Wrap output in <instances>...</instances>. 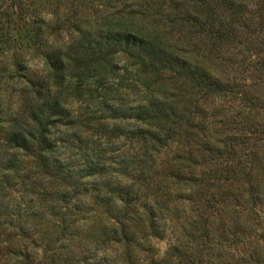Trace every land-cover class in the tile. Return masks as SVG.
Instances as JSON below:
<instances>
[{
    "label": "rangeland",
    "instance_id": "obj_1",
    "mask_svg": "<svg viewBox=\"0 0 264 264\" xmlns=\"http://www.w3.org/2000/svg\"><path fill=\"white\" fill-rule=\"evenodd\" d=\"M137 2L141 7L135 0H0V59L14 55L25 66L14 77L13 59L7 64L0 61V144L3 128L13 118L27 115L37 84H50L46 81L54 79L47 61L52 49L65 53L67 47L73 50L86 44L85 40L94 43L118 31L121 14L137 17L144 13L140 19L145 25L152 24L161 33L169 28L175 16L168 0ZM248 29L237 32L248 36ZM170 30L187 39L186 49L197 57L205 54L213 59L215 63L207 65L213 74L223 71L235 76L233 93L196 97L204 106L196 123L208 134L202 156L217 158L206 166L200 156L196 158V202L185 199L186 187L170 174L177 165L172 158L180 152L176 142L151 150L149 143L133 141V134L140 130L138 122L110 114V106L128 107L150 100L145 92L148 76L137 72L125 57L120 61L116 56L109 66L113 69L107 70L108 78L100 83L89 77L86 84L92 82L89 95L93 98L80 103L73 95L60 96L70 116L63 120L71 118L75 126L67 131L69 143L58 158L73 164L81 174L88 173L86 165L91 161L107 171L83 179L87 184L78 195L83 202L74 201L80 211L67 199L61 201L69 195L66 184L70 180L55 179L32 153L15 155L0 147V264H19L16 253L21 249L31 252L35 264H152L174 245L179 247L176 264H264V27L243 47L214 45L197 33L184 38L178 27ZM34 31L44 43L41 48L33 44ZM170 84L175 93L181 88L172 80ZM103 95L106 98H100ZM90 113L93 119L88 121ZM247 128L254 139L239 136ZM218 140L225 141L227 149L208 154L209 148L218 149ZM139 174L149 175V188L137 180ZM206 174L211 181L205 183L201 178ZM121 181L120 187L134 183L133 192L137 191L127 243L118 241L120 234L111 226L118 208L100 202L102 196L110 195L106 183L114 188ZM109 204L114 206L109 208ZM145 204L155 208L153 228L147 226L151 220Z\"/></svg>",
    "mask_w": 264,
    "mask_h": 264
},
{
    "label": "trees",
    "instance_id": "obj_2",
    "mask_svg": "<svg viewBox=\"0 0 264 264\" xmlns=\"http://www.w3.org/2000/svg\"><path fill=\"white\" fill-rule=\"evenodd\" d=\"M135 1L136 5L141 7L138 0ZM168 1L169 8L173 11L172 15L175 16L169 20L168 27H178L184 34V38L190 39L197 33V35H205L214 45L228 43L243 47L252 34L260 32L264 27V0ZM250 6L253 7L250 8ZM141 15L144 13H140V16L137 17L133 13L130 16L119 15L116 24L118 31L112 32L94 43L85 40L86 44H78L76 49L72 50L71 47H67L70 51L67 50L65 53L52 49L47 56V61L52 68L54 81H46L50 84H37L31 94L32 100L29 103L32 104L29 106L27 115L13 118L12 122L5 129L3 128L0 147L13 150L15 155L20 151L24 155L32 153L40 158L43 168L47 169L55 179L70 180L66 184L70 187L69 195H64L61 201L65 202L67 199L70 204L73 203V208L77 211H80V207L74 201L82 204L83 201L78 198V195L87 184L83 179L95 173L105 174L107 171L102 169L99 162L91 161L86 165L88 173L81 174L80 171L74 169L73 164L58 158V152L65 143H69L67 131L75 126V122L70 120L71 118L63 120L64 117L67 118L68 114L60 96L70 97L73 95L80 103H85L86 97L93 98L89 95L91 91L89 86L92 82L86 84L89 77H94L95 82L100 83L108 78L107 70L113 69V66H109L112 65V60L116 56L120 61L122 57H125L127 63L135 66L137 72L145 73L148 76L145 92L148 91L150 100L128 107L114 104L115 106H110V114L115 119H131L138 122L137 127L140 130L133 134V141L144 142L147 146L146 143H149L151 147L147 148H151V150L155 151L158 145L167 146L176 142L180 152L178 151L177 156L172 158L174 162H177V165L174 167L175 171L170 174L175 182L186 187L187 198L185 199L196 202V164L198 163H196V158L200 156L202 164L205 166L206 162H217L216 157L214 160V157L202 156L201 150L207 145L208 134L203 125L196 123L198 111L204 107L198 100L196 101V97L212 98L223 93H233L235 76L231 73V75L229 73L225 75L223 71L213 74L207 67V65L215 63L213 59L205 57V54L200 55L202 56L200 59V56L197 57L192 49H186L187 39L172 35L171 30L167 31L169 28L161 33L157 31L156 26L145 25L140 19ZM250 27L255 28L254 32L248 29ZM244 29L246 31L248 29V33L251 34L248 36L242 33L238 34ZM240 35L243 39L240 38ZM32 41L37 48H41L44 44L37 31H34ZM1 51L0 43V53ZM12 59L14 62L11 63L13 67L10 70L15 77L16 72H21L25 68L23 60L15 58L13 55L11 59L4 58L0 61L7 64L8 61L12 62ZM83 60L86 62L81 64ZM92 63L96 64L93 68H91ZM262 64L264 68V61ZM170 80L177 82V87L181 86L177 93L173 92L174 88L171 87ZM51 84H55L57 87H52ZM100 98L104 99L106 95ZM91 115L90 113L86 117L88 121L93 119ZM68 117L70 116L68 115ZM74 118L79 119V116L76 115ZM142 125L147 128L144 129ZM162 125L166 127L163 128ZM254 135L247 128L239 136H243V139H254ZM218 141L219 146H216L218 149L215 150L211 147L208 154L221 153L223 147H226L225 150L229 146H225L226 142L223 140ZM196 147L201 148L196 149ZM242 172L243 169L240 170V173ZM148 179L149 175H137V180H140V183L141 181L146 183L147 188L151 183V180L148 182ZM151 179L153 180V178ZM201 179L205 183L211 181L207 174ZM118 185L113 188L110 182L106 183L107 192L110 195L107 194L108 197L104 198L102 196L100 202L102 204L114 203L118 208V215L112 217L111 226L114 227L113 231L116 234H120L118 241L127 243L129 241L128 233L133 224L130 213L135 211L132 205L135 203L133 200L137 191L133 192L134 183L132 187H120L123 185L122 181ZM182 186L179 188L181 191ZM79 189H82L81 192ZM97 190L100 193L98 188ZM112 204H109V208L114 206ZM154 205L159 206V202L155 201ZM69 206L68 204L67 207ZM143 208L148 219L151 220L147 226L155 227L152 222L155 217V208L149 204L143 205ZM194 222L196 220H193L192 223ZM5 241L10 242V239ZM178 251V245L171 246L164 252L162 258L152 260V264H176L173 262H175ZM16 256L21 258L19 264H33L35 261L34 257L31 258V252L28 249L18 250Z\"/></svg>",
    "mask_w": 264,
    "mask_h": 264
}]
</instances>
